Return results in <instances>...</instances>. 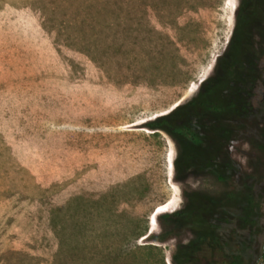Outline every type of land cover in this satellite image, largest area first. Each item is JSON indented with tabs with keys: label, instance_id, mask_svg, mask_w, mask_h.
Here are the masks:
<instances>
[{
	"label": "rangeland",
	"instance_id": "1",
	"mask_svg": "<svg viewBox=\"0 0 264 264\" xmlns=\"http://www.w3.org/2000/svg\"><path fill=\"white\" fill-rule=\"evenodd\" d=\"M189 100L193 139L144 123ZM203 208L264 264V0H0V264H173Z\"/></svg>",
	"mask_w": 264,
	"mask_h": 264
},
{
	"label": "trees",
	"instance_id": "2",
	"mask_svg": "<svg viewBox=\"0 0 264 264\" xmlns=\"http://www.w3.org/2000/svg\"><path fill=\"white\" fill-rule=\"evenodd\" d=\"M246 21L245 17L242 16L239 24H236L235 33L239 32L241 29L240 25L242 22ZM236 35L235 40H231V47L229 50L228 57H223L220 67L222 69L221 79L216 81L214 78L210 79V84L206 86L207 93L209 91L213 92L214 90L219 89L225 84V72L234 74L237 73V78L239 82H242V78H244L245 70L243 66L244 62V49L242 48L241 42L238 40V36ZM220 80V81H219ZM216 81V82H215ZM205 95V96H206ZM195 102L189 100L187 104L182 103L176 105L171 111L167 113L160 114L155 116L156 118L146 122L148 126L153 129H163L170 134L178 133L191 136L194 138V135L188 125L184 123L189 118V109L191 105ZM199 104L203 107H207V101L204 98L203 101H199ZM151 119V118H150ZM144 124V125H146ZM185 157L186 160L189 159ZM185 159L182 161H176V169L181 168L184 164L188 163ZM206 209L203 208L199 212L194 213L193 210H188L186 212L189 221V230L192 233V237L185 242L177 241L175 244L174 251L172 253V262L173 264H197L201 259L205 264H241L239 256L233 255L228 259H225V241H223L216 230V225L214 222L206 218L204 216ZM183 211H175L171 215L172 216H181ZM156 240H160L161 237L155 236ZM133 250L131 251L134 256L137 252H141V256L144 257V262L150 264L149 259L151 256L156 257L160 256V261L158 260V264H165L164 257L161 255V249L157 244L153 243H135L133 246ZM162 256V257H161Z\"/></svg>",
	"mask_w": 264,
	"mask_h": 264
},
{
	"label": "bare ground",
	"instance_id": "3",
	"mask_svg": "<svg viewBox=\"0 0 264 264\" xmlns=\"http://www.w3.org/2000/svg\"><path fill=\"white\" fill-rule=\"evenodd\" d=\"M170 203V202H169ZM168 209V203L167 204H163V205H159L155 208V211L152 215H150V220L152 221V223H154L155 221V217L158 213L164 211V210H167ZM170 210V208H169ZM168 211V210H167Z\"/></svg>",
	"mask_w": 264,
	"mask_h": 264
},
{
	"label": "flooded vegetation",
	"instance_id": "4",
	"mask_svg": "<svg viewBox=\"0 0 264 264\" xmlns=\"http://www.w3.org/2000/svg\"><path fill=\"white\" fill-rule=\"evenodd\" d=\"M230 44V40L228 41L227 45H226V49L229 48Z\"/></svg>",
	"mask_w": 264,
	"mask_h": 264
},
{
	"label": "water",
	"instance_id": "5",
	"mask_svg": "<svg viewBox=\"0 0 264 264\" xmlns=\"http://www.w3.org/2000/svg\"><path fill=\"white\" fill-rule=\"evenodd\" d=\"M154 211H155V209H153V211L151 212V214H150V215H152V214L154 213Z\"/></svg>",
	"mask_w": 264,
	"mask_h": 264
}]
</instances>
